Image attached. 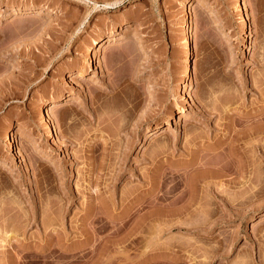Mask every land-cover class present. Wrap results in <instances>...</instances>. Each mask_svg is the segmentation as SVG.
Returning <instances> with one entry per match:
<instances>
[{"label": "rangeland", "instance_id": "obj_1", "mask_svg": "<svg viewBox=\"0 0 264 264\" xmlns=\"http://www.w3.org/2000/svg\"><path fill=\"white\" fill-rule=\"evenodd\" d=\"M0 264H264V0H0Z\"/></svg>", "mask_w": 264, "mask_h": 264}, {"label": "bare ground", "instance_id": "obj_2", "mask_svg": "<svg viewBox=\"0 0 264 264\" xmlns=\"http://www.w3.org/2000/svg\"><path fill=\"white\" fill-rule=\"evenodd\" d=\"M201 2H203V1H201ZM198 3H199V2H198ZM209 3H210V2H209ZM189 4H190V3H188V5H187V10H188V9L192 10L191 8L193 7V3L190 4V5H189ZM211 4H214V3H211ZM244 5H246V4H244ZM242 6H243V5H242ZM244 7H245V6H244ZM244 7H243V9H244ZM240 9H241V8H240ZM185 12H186V11H185ZM187 14H188V12H187ZM218 14H220V13H218ZM247 16H248V15H247ZM189 17H190V16L188 15V19H187V20H188V22H187L188 32H187V39H186V42H187V44H188V49L190 50V49H191V48H190L191 46H190V41H189V33H190V29H191V28H190V26H191V25H190L191 22L189 21ZM244 18H245V17H244ZM247 21H248V20H247ZM244 25H246V24H244ZM248 25H249V24H248ZM248 31H249V30H248ZM249 32H250V31H249ZM192 34H193V33H192ZM250 34H252V33H250ZM250 34H249V35H250ZM190 40H191V39H190ZM193 43H194V42H193ZM193 48H194V47H193ZM193 61H194V59H193ZM187 84H188V83H187ZM256 86H257V85H256ZM45 110H46V109H45ZM47 113H48V112H47ZM47 113H46V114H47ZM46 114H45V115H46ZM51 116H53V115H51ZM49 117H50V115H49ZM50 118H51V117H50ZM50 120H51V119H50ZM52 121H53V120H52ZM52 121H51V122H52ZM55 123H56V122H55ZM55 127H56V126H55ZM52 128H53V127H52ZM53 130H54V129H53ZM14 131H15V130H14ZM10 133H11V132H10ZM16 133H17V132H16ZM157 133H158V132H157ZM161 134H165V133L162 132ZM14 137H15V136H14ZM6 138H7V137H6ZM54 139H55V137H54ZM12 140H13V139H12ZM58 140H59V138H58ZM19 155H20V154H19ZM4 166H5V165H4ZM7 168H8V167H7ZM8 170H9V169H8Z\"/></svg>", "mask_w": 264, "mask_h": 264}]
</instances>
